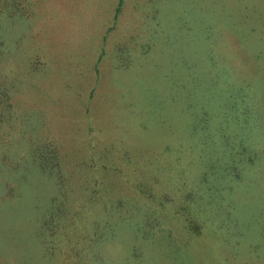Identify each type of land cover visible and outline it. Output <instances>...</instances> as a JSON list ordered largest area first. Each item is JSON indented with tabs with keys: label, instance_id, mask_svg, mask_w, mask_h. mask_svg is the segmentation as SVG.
Listing matches in <instances>:
<instances>
[{
	"label": "rangeland",
	"instance_id": "1",
	"mask_svg": "<svg viewBox=\"0 0 264 264\" xmlns=\"http://www.w3.org/2000/svg\"><path fill=\"white\" fill-rule=\"evenodd\" d=\"M30 1L36 10L34 16H16L0 22V48L6 50L9 43L18 47L19 53L11 56L14 61L6 65V71L14 66L28 74L32 55L51 57L52 63L47 67L40 63L43 68L37 65L35 73L19 82L21 89L16 95L25 105L18 118L22 127L29 122L37 123L35 130L46 137L45 141L59 140L57 144L63 153L77 149L79 129L86 125L83 110L90 92H94L90 104L96 136L121 133L125 141L141 149L166 140L171 134L176 146L187 144L190 117L182 111L178 92L174 98L167 87L166 76L171 73L187 85L192 76L199 78L201 86L193 93L194 108L198 105L200 109L217 110L220 119L218 106L231 102L230 94H235L233 111L228 114L245 111L253 118L258 116L255 112L258 104L264 124V0H162L159 4V0H124L117 23L106 38L103 36L110 25L115 0ZM154 14L157 24L152 18ZM142 44L151 47L147 56H142ZM124 45L134 62L130 68L119 69V57L126 54ZM185 62L190 69L184 67ZM166 67L175 68L165 70ZM228 82L234 85L228 87ZM147 94H161L159 117L148 123L144 109ZM144 121L142 130L140 123ZM232 128L236 129L230 124L227 129ZM71 134L74 137L69 140ZM260 137L264 138L261 134ZM14 140L11 145L0 144V264H49L51 259L48 261L37 236V222L43 208L51 202L54 186L47 176L32 168L27 156H22L26 137L19 134ZM226 155L228 149L223 148V161ZM102 160L99 158L98 162ZM166 160L142 161L138 165L140 170L156 167L161 170ZM203 162L199 158L186 159L182 166L187 165L186 172L195 179ZM67 164V188L78 194L83 189L76 177L69 175L77 170L72 171L71 164ZM106 175L108 180L102 181L97 206L106 238L92 242L87 248V264H246V260L250 264H264L263 173L243 182L246 189L238 188L243 195L237 215L246 234L245 249L253 243L255 255L244 249L241 257L230 251L224 253V242L206 233L201 239L188 235L184 220L176 217L175 211L171 212L175 216L166 213L163 222L171 227L172 234L168 236L174 241L176 237L181 240L182 248L170 249L174 259L162 251L166 237L161 239L157 231L161 225L138 226L139 218L132 229L128 221L116 223L119 218L110 207L116 203L115 191L120 185L114 183L111 173ZM121 183L125 194L130 193L127 186L132 182L126 185L121 180ZM169 188L174 190L173 185ZM125 198L122 207L126 214L137 203ZM76 202L70 201V205ZM197 218L202 219L199 214Z\"/></svg>",
	"mask_w": 264,
	"mask_h": 264
},
{
	"label": "trees",
	"instance_id": "2",
	"mask_svg": "<svg viewBox=\"0 0 264 264\" xmlns=\"http://www.w3.org/2000/svg\"><path fill=\"white\" fill-rule=\"evenodd\" d=\"M123 1L115 0L113 16L110 18V25L106 27L104 38L106 33L116 25ZM161 1L159 0L158 4ZM35 14L34 4L30 0H0V22L16 16L30 17ZM152 18H155V14ZM154 21L157 24L155 19ZM150 49L149 45L142 44V56H147ZM123 50L126 54L119 57V69L130 68L134 62V59L130 60L128 46L124 45ZM18 53V47L15 44L9 43L6 50L0 48V144H13L19 134L26 137L27 141L22 144L24 147L22 156H27L28 160H31L32 168L52 181L54 192L51 195V202L43 208L37 222V236L49 257L48 261L51 259L49 264L50 262L51 264H71L72 261V264H87L85 259L88 258L87 248H90L92 242L106 238V231L103 224L101 226L102 220H100L97 206L100 187L102 190L104 184L102 181L108 180L106 175L108 173H111L114 183L120 185L115 191L116 203L110 207L119 218V220L116 219V223L122 221V224L128 221L132 229L135 220L139 218L138 226L147 225V223H152L155 227L161 225L157 231L161 239L166 237L162 248L166 257L174 259L170 249L182 248L179 237H176L174 241L173 237L168 236L172 234L171 227H166L167 224L163 223L166 213L171 212H177L176 217L184 220V229L189 232L188 235L201 239L206 233L215 239L222 240L225 245L224 253L230 251L239 257L243 249L250 252L249 254L256 252V246L253 243L245 249L246 234L240 226L237 210L243 196L238 192V188L242 186V189H246L247 186L242 184L243 182L252 181L258 173L264 174V138L260 137V134L264 136V124L262 125L261 122L258 104L257 109L255 107L258 116L255 115L253 118L245 111L238 115L237 112L229 115L228 111H233L234 99L237 97L235 94H230L233 100L224 104L222 102L218 106L220 119H217V110L200 109L198 105L194 108L193 93L198 86L199 88L201 86L199 78L192 76L187 85L186 81H177L171 73L166 76L167 87L171 89L174 98H176L175 92H178L183 102L182 111L190 117L191 130L187 138L189 141L187 144L176 146L173 141L174 134H171V137H167L166 140L149 144L145 149H141L136 144L125 141L121 133H109V136L102 133L101 138L96 136L98 131L94 127L90 104L94 92H90L87 97L88 104L85 103L83 110L86 125L79 129L77 149L72 153H63L57 144L59 140L45 141L46 137L38 135L35 130L38 127L37 123L29 122L27 126L22 127L21 118H18L19 111L23 110L22 107L25 105L20 103L16 95V92H20L21 89L19 82L24 77L29 78V74L35 73L37 65L43 68V64L40 66V63H44L47 67L52 63L51 57L48 58L40 53L32 55V58H29L28 74L14 66L10 71H6V65L14 61V57L11 56H17ZM98 62L95 65L96 71ZM69 65L70 62L67 63L68 68ZM184 67L190 69V64L185 62ZM168 68L175 67H166L165 70ZM165 74L169 73L165 71ZM65 75L67 76V73ZM68 83L71 85L70 82ZM193 83L195 87H192ZM230 85L234 83L228 82V87ZM160 96L161 94H147V104L144 108L147 113L145 114L147 123L159 117ZM203 97L204 95L200 98L203 99ZM127 101L128 99H125V102ZM155 105L158 106L159 111H156ZM142 122L140 129L144 130L146 121ZM240 123L242 124L239 126ZM230 124L236 129H227ZM34 130L36 136L33 134ZM72 137H74L73 134L69 135L68 139L71 140ZM17 146L20 147L19 143ZM19 147L17 149L20 155ZM223 148L228 149L229 153L224 161ZM99 158L103 159L101 163L98 162ZM198 158L204 161L203 166L196 178L192 179L186 172L187 165L182 166V161ZM165 159L167 160L161 168V170L165 169L163 173L157 167L140 170L138 165L142 161L151 163ZM67 163L71 164L72 171L77 170L69 175L71 177L74 175L78 185L83 189L82 191L80 188L78 194L70 193L67 188ZM121 180L126 185L132 182L130 187L127 186L131 189L130 193L125 194ZM171 185L174 190L169 188ZM176 191L182 193L181 196L176 195ZM124 196L129 202L134 200L137 203L130 207L126 214L122 207ZM70 201L77 202L71 206ZM197 214L202 217L201 222ZM206 224L211 227L206 228ZM209 230L213 231L208 233ZM112 234L115 235V232ZM261 236L264 237V231L261 232ZM246 264H250V261L246 260Z\"/></svg>",
	"mask_w": 264,
	"mask_h": 264
}]
</instances>
